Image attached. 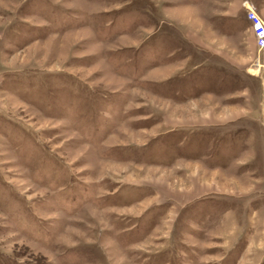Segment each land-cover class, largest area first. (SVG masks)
<instances>
[{"label": "rangeland", "instance_id": "374dc122", "mask_svg": "<svg viewBox=\"0 0 264 264\" xmlns=\"http://www.w3.org/2000/svg\"><path fill=\"white\" fill-rule=\"evenodd\" d=\"M264 0H0V264H264Z\"/></svg>", "mask_w": 264, "mask_h": 264}, {"label": "built area", "instance_id": "2783aa9c", "mask_svg": "<svg viewBox=\"0 0 264 264\" xmlns=\"http://www.w3.org/2000/svg\"><path fill=\"white\" fill-rule=\"evenodd\" d=\"M247 7V17L252 25L254 31L256 44L260 50L264 49V18L248 3H245Z\"/></svg>", "mask_w": 264, "mask_h": 264}]
</instances>
